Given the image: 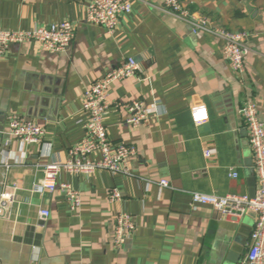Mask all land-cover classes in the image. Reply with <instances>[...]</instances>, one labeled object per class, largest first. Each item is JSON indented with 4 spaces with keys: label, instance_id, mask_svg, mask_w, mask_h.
Instances as JSON below:
<instances>
[{
    "label": "crops",
    "instance_id": "crops-1",
    "mask_svg": "<svg viewBox=\"0 0 264 264\" xmlns=\"http://www.w3.org/2000/svg\"><path fill=\"white\" fill-rule=\"evenodd\" d=\"M92 0H0V26L26 30L60 21L76 25L64 51L37 42L12 43L0 59V185L14 192L0 207V259L4 264H240L256 215L224 217L191 193L256 195L259 178L249 131L241 116L249 101L264 121V0H185L184 6L212 26L250 33L246 71L223 57V41L162 10L164 0H131L118 29L85 20ZM129 58L137 75L110 86L105 116L110 140L133 145L132 175L98 170L62 172L58 183L79 191L72 210L57 189L39 193L43 165L69 158L85 136V90ZM145 101L149 118L126 122L127 104ZM205 104L209 120L196 125L191 110ZM117 106V107H116ZM16 113L45 127L42 143L22 144L8 133ZM211 155L207 157L205 151ZM99 155H93L98 159ZM238 173L237 177L232 172ZM169 181L162 187L160 181ZM122 193L111 201L112 189ZM40 209L50 215L42 217ZM131 214L136 229L115 246V221Z\"/></svg>",
    "mask_w": 264,
    "mask_h": 264
},
{
    "label": "built area",
    "instance_id": "built-area-1",
    "mask_svg": "<svg viewBox=\"0 0 264 264\" xmlns=\"http://www.w3.org/2000/svg\"><path fill=\"white\" fill-rule=\"evenodd\" d=\"M185 0H164L162 10L188 23L195 33L208 32L223 41L221 50L223 57L238 74L246 71V56L250 51L247 44L251 36L248 31H232L223 27H215L205 17H196L184 6ZM131 0H92L87 7L85 20L105 27L110 33L115 32L121 18L132 12ZM76 25L71 21H60L44 26H34L26 30H9L0 26V59L12 43L37 42L50 52L66 50L75 37ZM139 65L134 58H129L123 64L106 71L96 79L84 93L83 110L87 115L85 136L82 141L69 149V158L60 162L43 165L44 176L33 185V190L39 193L54 192L60 189L67 198L72 210L82 206L78 190L69 183H58L62 172L90 175L98 170H108L112 173L132 175L128 167V159L137 153L133 145L114 144L110 140L105 116L112 107L109 100L110 86L116 82L137 75ZM117 107V106H116ZM128 124L138 126L149 118V107L141 99H135L127 104ZM192 119L196 125H202L209 120V112L205 104H197L191 110ZM241 116L249 131V142L254 153L255 168L259 178V186L254 197L250 195H217L194 191L191 193L194 203L209 205L218 210L224 217L238 219L246 213L256 215L255 228L251 235L248 252L240 264H264V121L258 113V105L254 101L247 102L241 109ZM45 127L13 113L9 119L8 133L22 144L42 143ZM93 155H99L93 159ZM209 157L211 152L205 151ZM236 171L232 172L237 177ZM162 187H169V181H160ZM122 193L114 188L110 194L111 201L120 200ZM16 200L14 192H3L0 197V207L11 208ZM42 217H48V209H40ZM136 229L133 216L127 212L117 215L115 221V246L122 247L129 235ZM0 264H4L0 259ZM81 264V263H76Z\"/></svg>",
    "mask_w": 264,
    "mask_h": 264
},
{
    "label": "water",
    "instance_id": "water-1",
    "mask_svg": "<svg viewBox=\"0 0 264 264\" xmlns=\"http://www.w3.org/2000/svg\"><path fill=\"white\" fill-rule=\"evenodd\" d=\"M2 193H3V186L0 185V197H1ZM254 196H255L254 193H252V197H254Z\"/></svg>",
    "mask_w": 264,
    "mask_h": 264
}]
</instances>
